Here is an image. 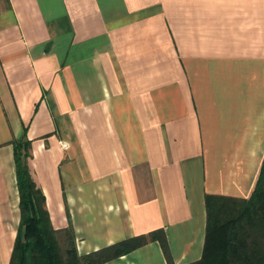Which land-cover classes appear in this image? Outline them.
I'll use <instances>...</instances> for the list:
<instances>
[{"label":"crops","instance_id":"crops-1","mask_svg":"<svg viewBox=\"0 0 264 264\" xmlns=\"http://www.w3.org/2000/svg\"><path fill=\"white\" fill-rule=\"evenodd\" d=\"M26 141L80 254L160 232L103 264L198 261L205 197L263 167L264 0H0V264Z\"/></svg>","mask_w":264,"mask_h":264},{"label":"trees","instance_id":"trees-1","mask_svg":"<svg viewBox=\"0 0 264 264\" xmlns=\"http://www.w3.org/2000/svg\"><path fill=\"white\" fill-rule=\"evenodd\" d=\"M29 151V141L16 144L21 220L9 264H103L159 236L160 232H151L80 254L72 229H57L52 222L45 194L27 165ZM261 169L249 198L215 194L205 197L203 255L188 264H264V163Z\"/></svg>","mask_w":264,"mask_h":264}]
</instances>
